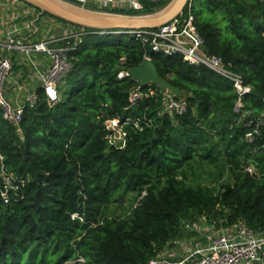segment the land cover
Instances as JSON below:
<instances>
[{"label": "trees", "instance_id": "16d2710c", "mask_svg": "<svg viewBox=\"0 0 264 264\" xmlns=\"http://www.w3.org/2000/svg\"><path fill=\"white\" fill-rule=\"evenodd\" d=\"M195 1L184 15H194L205 50L252 88L243 109L210 69L89 30L69 54L59 102L39 90L18 126L0 110V264H148L201 218L264 233V126L246 138L264 109V0ZM146 55L167 83L158 87L186 102L182 115L164 113L161 99L130 104L138 83L118 73ZM109 122L126 133L124 148L109 145ZM2 168L18 188L8 205ZM126 203L125 217L112 212Z\"/></svg>", "mask_w": 264, "mask_h": 264}, {"label": "built area", "instance_id": "2783aa9c", "mask_svg": "<svg viewBox=\"0 0 264 264\" xmlns=\"http://www.w3.org/2000/svg\"><path fill=\"white\" fill-rule=\"evenodd\" d=\"M170 1L71 0V3L101 12L137 14L143 12L147 5L165 7ZM194 23L195 17L189 12L157 29L102 34L125 35L148 46L152 53L166 57L179 55L192 67L210 69L232 84L238 96L236 111L239 112L252 88L245 84L242 76L226 69L220 59L208 54ZM89 34V30L44 14L22 0H0V110L7 122L18 126L25 108L38 102L39 90L44 92L51 104L61 100L62 81L73 70L69 54L75 52ZM145 60L151 59L146 55ZM126 62L125 58L121 59V66H125ZM129 70L121 69L118 79L131 78ZM155 86L142 87L138 84L130 91V104L136 107L144 99H161L164 113L182 115L186 112L185 101L178 100L171 91ZM248 116L247 112L244 113L241 120ZM113 123L116 133L110 132L107 124L110 132L108 143L122 149L126 133L123 128L118 130L117 124ZM140 124L137 120L135 127L139 128ZM248 126L253 128L246 138L253 141L264 126V109ZM0 160L3 158L0 157ZM248 172L252 173L253 168L250 167ZM1 173L4 185L1 198L8 205L10 191H17L18 188L3 168ZM201 219L185 223L184 230L190 235L203 232L205 242L189 245L181 259H167L162 253L148 264H264V233L256 234L240 223L220 228L215 225L203 227L199 222Z\"/></svg>", "mask_w": 264, "mask_h": 264}, {"label": "water", "instance_id": "95a60500", "mask_svg": "<svg viewBox=\"0 0 264 264\" xmlns=\"http://www.w3.org/2000/svg\"><path fill=\"white\" fill-rule=\"evenodd\" d=\"M22 1L37 8L44 14L87 30L116 32L157 29L183 15L190 0H171L167 6L160 10L140 15L101 12L64 0ZM129 74L142 87L151 84L167 87V83L161 79L157 68L151 60H145L139 67L130 69ZM109 126L110 132L116 133L115 124L109 122Z\"/></svg>", "mask_w": 264, "mask_h": 264}, {"label": "rangeland", "instance_id": "374dc122", "mask_svg": "<svg viewBox=\"0 0 264 264\" xmlns=\"http://www.w3.org/2000/svg\"><path fill=\"white\" fill-rule=\"evenodd\" d=\"M196 3V7L198 5V0L195 1ZM66 79H64L62 81V84H61V88H60V91L61 89L63 91L66 90ZM125 207L122 209H119V210H112L113 213L116 212V214L120 217H125V215L129 212L130 210V204L126 203L124 205ZM203 227H205L206 225H209L207 221H205L204 219H201L199 221ZM204 241V235H203V232L197 234V235H190L189 233L185 232L183 234V238L179 239L176 241V243L174 244L173 247H169L168 249H166L164 252H163V256H165L167 259H172V260H176V259H181L184 254H185V250L187 249V247L191 244H195V243H202Z\"/></svg>", "mask_w": 264, "mask_h": 264}, {"label": "crops", "instance_id": "0c3cea01", "mask_svg": "<svg viewBox=\"0 0 264 264\" xmlns=\"http://www.w3.org/2000/svg\"><path fill=\"white\" fill-rule=\"evenodd\" d=\"M206 241V239L204 238V241L203 242H205ZM263 263H264V257H263V261H262Z\"/></svg>", "mask_w": 264, "mask_h": 264}]
</instances>
